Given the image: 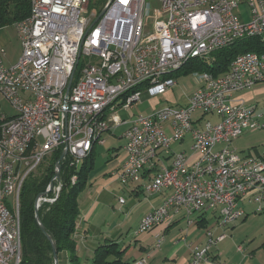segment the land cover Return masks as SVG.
<instances>
[{"label": "built area", "instance_id": "2783aa9c", "mask_svg": "<svg viewBox=\"0 0 264 264\" xmlns=\"http://www.w3.org/2000/svg\"><path fill=\"white\" fill-rule=\"evenodd\" d=\"M30 1L31 15L15 24L21 57L6 66V52L0 49V92L16 113L8 117L0 112V264L22 261L15 216H20L26 180L59 150L66 151L60 165L69 158L70 166L78 168L93 127H100V145L108 133L126 128V159L113 173L122 184L139 183L149 170L153 177L143 185L146 195L168 193L160 207L143 217L147 225L139 223L136 235L167 222L172 213L185 212L194 224L195 214L217 212L225 230L244 217V200L262 211L264 162L242 158L233 144L247 131L264 130L263 116L254 106L234 101L235 94L264 83V54L238 55L220 76L193 74L199 87L187 103L152 110L158 111L157 120H150L151 112L129 120L119 113L175 88L177 77L162 80V86H155V79L188 55L209 58L236 40V33L264 44V0H158L155 22L147 0H107L96 23L101 13L90 9L91 0ZM242 6L249 21L239 12ZM142 79H150V86L141 95L121 98L125 86ZM196 113L222 121L203 124ZM188 136L194 159L172 149ZM160 151L171 155L170 165L159 158ZM52 183L35 202L38 213L59 198L62 181L54 176ZM206 234L207 245L195 249L190 264L211 262L210 249L227 238L225 233L215 238L210 229ZM162 243L160 239L156 249ZM137 264L148 263L142 259Z\"/></svg>", "mask_w": 264, "mask_h": 264}, {"label": "crops", "instance_id": "0c3cea01", "mask_svg": "<svg viewBox=\"0 0 264 264\" xmlns=\"http://www.w3.org/2000/svg\"><path fill=\"white\" fill-rule=\"evenodd\" d=\"M13 26L15 27V25ZM0 38V49H4L6 52L4 58L5 65H14L22 54L19 37L20 52L18 54L12 53L11 49H9L8 40L5 38V28L0 29ZM260 85L263 84L257 85L252 90L235 94L234 101L244 103L248 106H254L256 112L263 116L261 120L264 122V109H259L260 105L257 102V99L264 94V86ZM119 129L106 135L104 145L96 144L94 146L90 156L94 161V167L100 151L101 156L107 162L113 161L116 164L115 168L117 170L115 172L121 169L126 159V154L123 150L125 144L123 134L120 136L117 134ZM108 144L111 145L107 150L108 147L106 148V146ZM176 145L180 146V150L173 149L174 152H184L192 156L191 159L195 158L190 136L187 137L185 142ZM221 147L218 146L217 149ZM233 147L244 159L261 160L264 162V130L245 132L234 142ZM159 158L165 164H171V155L160 151ZM93 169L89 174L87 187L79 199L80 216L74 234L81 264H93L96 249L100 245L110 242H116L122 248L127 249L124 261L129 264H137L142 259H146L148 264H190L195 249H203L207 245L208 236L206 231L208 229L213 232L215 238L222 233L227 235L224 241L218 242L210 249L209 255L211 262L221 261L226 264H264V236L253 238L251 242L247 241L248 244L242 241L241 234L244 232L248 223V214L243 208L245 212L244 217L225 230L219 227V214L217 212L195 214L193 218L196 220V223L194 224H189L186 213L180 212L177 214L172 213L167 222L153 230L136 235L135 232L139 223L141 224L143 217L160 207L167 198L168 193L165 192L153 196L146 195L143 190V185L152 179L153 172L145 170L139 183L124 185L120 182L126 187L125 191L128 195V201L121 204L118 200L120 207L117 206L118 209H116L114 204L118 193L109 191L108 187L101 189L95 185L96 183L91 181ZM115 172L114 170L109 172V177L117 176L113 174ZM121 195L122 193L119 194V197ZM255 204L244 200L240 206ZM257 206L260 205L258 204ZM258 209L259 207L257 208V212H263L264 210L263 207L262 211H258ZM117 213H120L121 216L118 222L115 223L112 220L115 219ZM160 239L163 240L162 246L160 249H156V245ZM62 255L65 258L64 264H71L68 253H62ZM211 262H205L203 264H211Z\"/></svg>", "mask_w": 264, "mask_h": 264}, {"label": "trees", "instance_id": "16d2710c", "mask_svg": "<svg viewBox=\"0 0 264 264\" xmlns=\"http://www.w3.org/2000/svg\"><path fill=\"white\" fill-rule=\"evenodd\" d=\"M107 0H91L90 9L100 14ZM31 15L30 0H0V29L13 26ZM264 53V44L259 38L236 41L224 49L214 52L208 59L193 60L177 72L175 77L181 78L195 73L208 72L214 76L225 74L234 59L243 53ZM62 150L47 157L46 165L38 169V175L30 176L23 185L20 195V218L22 230V261L21 264H54L51 242L41 231L35 217V202L38 196L45 193L51 184L56 165L61 160ZM81 166H70V159L61 162L60 179L63 188L58 200L53 205H45L39 211L41 223L57 244L58 257L68 253L71 264H81L78 246L74 239L80 216L79 199L88 184L89 174L94 161L90 157ZM91 158V159H90ZM76 175V184L71 181ZM127 249L116 242L100 245L94 255L93 264H129L124 261Z\"/></svg>", "mask_w": 264, "mask_h": 264}, {"label": "rangeland", "instance_id": "374dc122", "mask_svg": "<svg viewBox=\"0 0 264 264\" xmlns=\"http://www.w3.org/2000/svg\"><path fill=\"white\" fill-rule=\"evenodd\" d=\"M151 4V17L152 22H155L159 18V6H158V0H147ZM239 12L242 14L243 19L245 21H249L248 19V11L247 8L242 6L239 10ZM151 31H153L151 29ZM5 38L8 40V47L11 49V52L14 54H18L20 52V43L17 37V32L14 26H9L5 28ZM1 39V38H0ZM1 45V43H0ZM1 48V46H0ZM7 51V50H6ZM208 59V58H207ZM208 63L212 64L213 60L212 57H209ZM81 68V66H80ZM264 86V83H262ZM199 85L195 81V78L193 75H187L184 77H181L178 81V85L173 88L172 90H168L165 94L159 96L157 99H145L144 101L134 104L133 107L129 111L121 110L120 116L123 120H129L132 119V116H138V115H147L149 112H152L154 109H161L162 107L166 105H172V106H183L187 103V98L189 95H191ZM167 94V95H166ZM257 102L259 103V109H264V94H262L258 99ZM0 112L5 114L8 117L15 116V110L10 104V102L3 96V94L0 92ZM196 119L202 118L201 123L206 122H212L214 124H218L222 121V118L216 115H203L202 113H196L194 115ZM126 128H121L118 130V135H122L124 133ZM106 137V136H105ZM191 137V136H190ZM100 145V144H99ZM111 144H108L106 146L107 150L110 148ZM234 146V144H233ZM180 146H173L172 149L180 150ZM106 150V149H105ZM180 152V151H177ZM97 155L96 159V165L93 169V173L91 174V181L96 183L95 185L99 186L101 189H104L105 187L109 188V191L118 193L115 206L116 209H118L117 206L118 200L120 197H123L126 201H128V195L126 194V187L123 186L118 177H109L108 173L114 172L117 170L115 168L116 164H114L113 161L107 162L106 159L101 156L100 151ZM47 162L45 161L43 165H46ZM120 165V164H119ZM39 172V171H38ZM38 172L35 173V175H38ZM108 185V186H107ZM122 193V195L119 197V194ZM258 205V204H257ZM255 205H241V208L245 210V212L248 214L247 217V226L244 230L242 235V241L248 244L247 241L251 242L253 238L255 237H262L264 236V210L263 212H257V208L259 206ZM9 206L11 209L14 208L13 199H9ZM120 207V206H119ZM262 207L264 208V202L262 203ZM120 209V208H119ZM121 214L117 213L114 220L115 223L118 222ZM64 255L59 256V264H64L65 258Z\"/></svg>", "mask_w": 264, "mask_h": 264}, {"label": "bare ground", "instance_id": "6f19581e", "mask_svg": "<svg viewBox=\"0 0 264 264\" xmlns=\"http://www.w3.org/2000/svg\"><path fill=\"white\" fill-rule=\"evenodd\" d=\"M244 33H236V40H232L228 46L234 44L236 41L243 40ZM227 47V46H226ZM260 54V53H259ZM264 54V53H261ZM205 55H188L181 59V63L171 64L165 67V70L160 72V79H155V86H162V80H172L176 78L175 74L183 69L188 63L193 60L205 59ZM211 74V73H210ZM213 75V74H211ZM150 86V79H142L140 82L134 85L125 86L121 91V98H133L141 95L143 91ZM158 111H152L150 113V120H157ZM96 144H100V127H93L91 132L90 141L87 143L85 148V155L82 158V162L89 157L92 153L93 148ZM82 164V163H81ZM77 178L72 180L75 185ZM140 225H147V218H143ZM15 241H22V230H21V218L15 216Z\"/></svg>", "mask_w": 264, "mask_h": 264}, {"label": "water", "instance_id": "95a60500", "mask_svg": "<svg viewBox=\"0 0 264 264\" xmlns=\"http://www.w3.org/2000/svg\"><path fill=\"white\" fill-rule=\"evenodd\" d=\"M104 11L101 12V14L98 16V18L95 20L94 23H96L100 18L101 16L103 15ZM66 156V151H63L62 153V156H61V159H63L64 157ZM57 167V171H56V174L55 176L60 179V171H61V165H60V161L57 163L56 165ZM51 187L53 186V183L51 182ZM45 194L42 193L38 196V198L44 196ZM35 217H36V220H37V223L41 229V231L44 233V235L48 238V240L51 242V245H52V250H53V257H54V264H59V257H58V249H57V244L56 242L54 241L53 237L50 236L48 234V232L46 231V228L45 226L41 223V220H40V217H39V213L35 207Z\"/></svg>", "mask_w": 264, "mask_h": 264}]
</instances>
